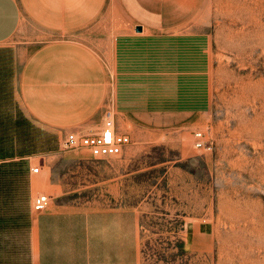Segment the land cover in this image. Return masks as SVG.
Returning a JSON list of instances; mask_svg holds the SVG:
<instances>
[{"label": "crops", "instance_id": "obj_1", "mask_svg": "<svg viewBox=\"0 0 264 264\" xmlns=\"http://www.w3.org/2000/svg\"><path fill=\"white\" fill-rule=\"evenodd\" d=\"M161 1L0 0V250L18 251L15 263L139 264L137 211L58 200L48 155L61 154L67 131L98 129L104 108L116 126L117 118L140 125L146 115L174 121L179 105L202 103L204 94H186L195 71L179 69L193 37L162 28ZM25 22L49 36H15ZM37 191L49 197L40 210L30 207ZM19 201L24 226L15 220Z\"/></svg>", "mask_w": 264, "mask_h": 264}, {"label": "rangeland", "instance_id": "obj_2", "mask_svg": "<svg viewBox=\"0 0 264 264\" xmlns=\"http://www.w3.org/2000/svg\"><path fill=\"white\" fill-rule=\"evenodd\" d=\"M161 4L162 28L193 37L179 69L195 71L194 81L184 79L186 94H204L202 103L179 105L174 121L146 115L140 125L114 113L129 137L115 156L92 157L84 148L50 153L58 200L135 209L139 264H264V0ZM18 34L49 36L28 22ZM195 130L203 132L201 147L193 145ZM17 206L15 220L24 226L26 205ZM8 252L0 250V264H17L18 251Z\"/></svg>", "mask_w": 264, "mask_h": 264}, {"label": "built area", "instance_id": "obj_3", "mask_svg": "<svg viewBox=\"0 0 264 264\" xmlns=\"http://www.w3.org/2000/svg\"><path fill=\"white\" fill-rule=\"evenodd\" d=\"M193 136L195 147L204 145L201 130H195ZM128 141L126 132L115 125L111 110L104 108L98 129L67 131L60 141V150L84 148L92 157L106 158L120 154ZM31 170L36 171L37 166L32 167ZM48 200L49 197L45 193L37 192L32 197V208L40 210L46 206Z\"/></svg>", "mask_w": 264, "mask_h": 264}, {"label": "water", "instance_id": "obj_4", "mask_svg": "<svg viewBox=\"0 0 264 264\" xmlns=\"http://www.w3.org/2000/svg\"><path fill=\"white\" fill-rule=\"evenodd\" d=\"M139 28H140L139 26H136V29H137V30H139Z\"/></svg>", "mask_w": 264, "mask_h": 264}]
</instances>
